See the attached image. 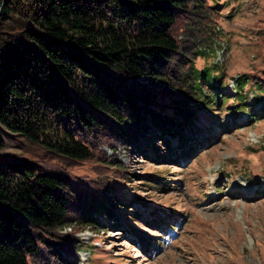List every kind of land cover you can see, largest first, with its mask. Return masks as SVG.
Returning <instances> with one entry per match:
<instances>
[{
  "label": "trees",
  "instance_id": "1",
  "mask_svg": "<svg viewBox=\"0 0 264 264\" xmlns=\"http://www.w3.org/2000/svg\"><path fill=\"white\" fill-rule=\"evenodd\" d=\"M224 7L222 0H0V126L41 150L36 161L0 154V264H85L82 249L92 256L97 247L78 232L122 227L128 203L147 205L110 182L132 181L120 148H137L151 129L148 158L161 160L164 150L165 158H183L206 144H192L191 135L210 131L213 107L226 98L223 71L211 61L226 36ZM244 73L235 83L239 102L228 108L236 127L242 111L264 113L255 108L264 73L254 100L244 89L259 77ZM166 134L178 143L158 146ZM253 151L259 157L264 148ZM83 167L96 177L75 173ZM100 250L93 263L118 264L121 256Z\"/></svg>",
  "mask_w": 264,
  "mask_h": 264
},
{
  "label": "rangeland",
  "instance_id": "2",
  "mask_svg": "<svg viewBox=\"0 0 264 264\" xmlns=\"http://www.w3.org/2000/svg\"><path fill=\"white\" fill-rule=\"evenodd\" d=\"M222 2L225 7L219 24L226 36L211 61L223 71L225 87L221 89L226 98L223 105L213 107L210 131L198 130L191 135L195 140L192 144H206L183 158L169 151L165 158V150L159 153L161 160L154 155L148 158L147 139L155 134L151 129L138 141L137 148H120L119 161L132 181L111 178L110 182L122 183V190L131 195L138 192L147 205L136 200L128 203L126 210L132 212L121 214L122 227L105 225L78 232L81 240L92 241L97 247L92 256L90 248L82 249L80 256L85 264H96L90 257H104L100 248L121 256L124 260L113 258L118 264H264V153L253 155V150L264 148V113L251 117L242 111L236 119L237 127L233 114H228V108L239 102L235 80L246 75L244 72L259 77L246 85L244 93L252 100L258 93L254 82H260L264 73V0ZM204 63V58L197 60L199 67ZM251 83L253 90H249ZM263 107L264 100L255 106L256 110ZM218 133H223L219 139L207 141ZM162 138L157 139L158 146L164 147L166 143L161 141L166 139H171L172 145L179 141L171 134ZM0 139L4 145L1 155L36 161L41 154L36 144L2 126ZM104 149L112 153L109 147ZM75 173L96 177L85 167ZM156 179L158 185L146 184ZM134 208L141 212L142 219L135 220L138 212ZM146 218L156 222L148 223ZM71 228L66 227L64 232Z\"/></svg>",
  "mask_w": 264,
  "mask_h": 264
}]
</instances>
